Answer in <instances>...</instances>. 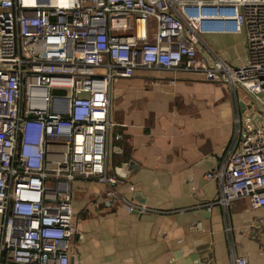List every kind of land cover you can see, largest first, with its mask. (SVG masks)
Instances as JSON below:
<instances>
[{
  "label": "built area",
  "instance_id": "built-area-1",
  "mask_svg": "<svg viewBox=\"0 0 264 264\" xmlns=\"http://www.w3.org/2000/svg\"><path fill=\"white\" fill-rule=\"evenodd\" d=\"M226 34L246 38L245 63L201 55L208 35ZM140 69L200 72L264 109V0H0V264H71L83 237L75 182L120 198L111 87ZM234 123L205 174L219 186L206 206L264 207V116L242 123L238 111ZM121 199L130 212L151 210Z\"/></svg>",
  "mask_w": 264,
  "mask_h": 264
},
{
  "label": "crops",
  "instance_id": "crops-1",
  "mask_svg": "<svg viewBox=\"0 0 264 264\" xmlns=\"http://www.w3.org/2000/svg\"><path fill=\"white\" fill-rule=\"evenodd\" d=\"M205 39L200 53L210 61L217 54L233 64L246 62L243 34ZM110 96L123 137L112 144L109 168L117 174L123 162L134 166L118 176L120 198L111 199L98 182L73 184L83 237L74 240L71 264H234V254L264 264V207L244 200L206 206L219 186L205 174L236 131L220 85L200 72L155 69L119 77ZM123 140L130 158L122 156ZM121 197L151 210L130 212Z\"/></svg>",
  "mask_w": 264,
  "mask_h": 264
},
{
  "label": "rangeland",
  "instance_id": "rangeland-1",
  "mask_svg": "<svg viewBox=\"0 0 264 264\" xmlns=\"http://www.w3.org/2000/svg\"><path fill=\"white\" fill-rule=\"evenodd\" d=\"M245 49H247V47H246V38L244 37L243 50H245ZM228 61H230V60H228ZM234 65H239V64H235L234 63ZM139 71H141V73L142 72H144V73H150L151 72V71H147V70H145V71L138 70L137 72H139ZM216 84L220 85V87L222 89V92L225 94L226 97H229L228 99L231 101L230 102L231 110L234 113V116L231 117L232 118V123H233L234 117H236V112H238V109H239V100L245 102V104L247 105L246 106L247 107L246 108V112L242 113V123L245 122L246 117L249 116V114L252 111H257L260 115L264 116V109H263L262 105L260 104V108H259L260 111L257 110L255 101L253 100V98L247 92H244L241 89H237V92H238L237 94L238 95H236L235 92L231 91L228 87H226L224 85H221L219 83H216ZM262 96L264 97V94H262ZM226 101H228V100H226ZM234 133L235 132L233 130V132L231 134V137L229 138V140L224 145H228L229 144L231 139L234 137ZM101 185H103V184H101ZM103 186H105V185H103ZM74 189H75V187H74ZM73 200H74V198H73ZM73 200H72V205H74V209H75L76 205H75V201L73 202Z\"/></svg>",
  "mask_w": 264,
  "mask_h": 264
},
{
  "label": "water",
  "instance_id": "water-1",
  "mask_svg": "<svg viewBox=\"0 0 264 264\" xmlns=\"http://www.w3.org/2000/svg\"><path fill=\"white\" fill-rule=\"evenodd\" d=\"M240 106H241V110L243 112H245V107H246L245 106V102L241 101ZM133 166H134L133 162H130V163L123 162V163H121V166L120 167H116L117 168L116 169L117 175L119 177H121V178L122 177H126V172L123 169L128 170L129 168H132ZM183 263H184V261H183Z\"/></svg>",
  "mask_w": 264,
  "mask_h": 264
},
{
  "label": "trees",
  "instance_id": "trees-1",
  "mask_svg": "<svg viewBox=\"0 0 264 264\" xmlns=\"http://www.w3.org/2000/svg\"><path fill=\"white\" fill-rule=\"evenodd\" d=\"M119 145L122 147V150H124L123 154H122L123 158L124 157H125L124 159L130 158L131 149L129 147V142L128 141L124 142V140H123V141H121V143H119ZM116 156H117V154H116ZM117 157H119V156H117Z\"/></svg>",
  "mask_w": 264,
  "mask_h": 264
},
{
  "label": "bare ground",
  "instance_id": "bare-ground-1",
  "mask_svg": "<svg viewBox=\"0 0 264 264\" xmlns=\"http://www.w3.org/2000/svg\"><path fill=\"white\" fill-rule=\"evenodd\" d=\"M142 26H140V28H139V32H141L142 31V28H141Z\"/></svg>",
  "mask_w": 264,
  "mask_h": 264
}]
</instances>
